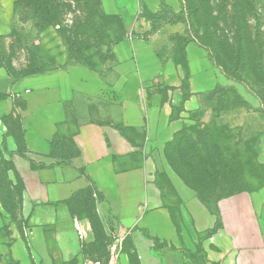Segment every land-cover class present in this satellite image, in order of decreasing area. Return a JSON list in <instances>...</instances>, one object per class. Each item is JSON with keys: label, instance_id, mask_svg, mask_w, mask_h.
Segmentation results:
<instances>
[{"label": "rangeland", "instance_id": "374dc122", "mask_svg": "<svg viewBox=\"0 0 264 264\" xmlns=\"http://www.w3.org/2000/svg\"><path fill=\"white\" fill-rule=\"evenodd\" d=\"M26 1L0 0V71L12 82L79 62V51L90 48L81 36L95 30L103 34L105 44L93 50L96 55H90L91 60H84L102 69L107 80H114L113 45L95 0ZM39 2L44 4L42 8L35 7ZM106 2L103 14L120 17L126 37H147L175 26L182 34L170 36L165 32L167 42L163 39L158 43L160 56L183 62L180 37H187L207 51L219 80L202 91L190 110L184 109L189 87L183 86L169 117L178 131L157 152V183L176 223L179 219L183 225L177 230L173 224L177 237L161 241L142 233L139 246L137 239L127 235L122 239L106 236L95 211L93 193H81L73 198L70 211L73 218L90 224L91 257L85 264L106 263L116 243L120 247L116 264H233L230 243L225 245L218 236L220 225L209 234L193 231L175 185L183 186L214 212L222 198L242 192L264 193V0H191L190 5L179 0V8L169 13L179 22L163 27L159 20L144 17L141 0ZM119 28L114 22L112 31ZM10 94H0V241L9 247L11 236L18 233L30 254L25 231L36 226L45 233L48 253H52L56 251L53 208L29 206L24 201L23 184L14 172L7 147L9 136L21 143L15 106L22 102ZM65 138L57 145L72 154L68 135ZM137 248L145 252V261ZM225 249H229L228 259L223 262L219 253ZM10 263L13 261L9 257L0 254V264ZM30 264L45 262L32 260Z\"/></svg>", "mask_w": 264, "mask_h": 264}, {"label": "crops", "instance_id": "0c3cea01", "mask_svg": "<svg viewBox=\"0 0 264 264\" xmlns=\"http://www.w3.org/2000/svg\"><path fill=\"white\" fill-rule=\"evenodd\" d=\"M100 1L102 6L108 4ZM141 1L152 14L163 3L173 11L179 8V0ZM168 28L147 37L127 36L113 45L112 81L80 64L17 82L0 71V94L11 93L22 102L15 106L21 143L7 138L14 172L29 206L53 208L56 250L48 253L41 228H27L30 254L18 233L11 236L9 247L0 241V254L9 257L10 264L32 260L85 264L91 257L90 224L73 218L68 203L87 191L96 199L95 211L106 236L127 235L139 246L142 233L161 241L177 237L157 183V152L178 131L169 117L183 86L189 87L183 103L190 110L202 91L219 79L207 51L194 43L182 47L183 62L162 58L157 48L163 39L167 42L163 34H182L175 26ZM67 135L72 154L57 145ZM175 188L193 231L207 233L218 221V236L225 245L230 243L233 264H264V193L222 198L215 215L183 186ZM228 251L219 253L223 262ZM137 252L145 261V252L139 248Z\"/></svg>", "mask_w": 264, "mask_h": 264}, {"label": "trees", "instance_id": "16d2710c", "mask_svg": "<svg viewBox=\"0 0 264 264\" xmlns=\"http://www.w3.org/2000/svg\"><path fill=\"white\" fill-rule=\"evenodd\" d=\"M29 1H31V0H27L26 2H29ZM34 1H36V0H34ZM185 2L188 5L191 4V0H185ZM95 3H97V6L99 8L98 15L101 16V20H103L102 23L105 24V26H106V29L105 30L108 31V33H109V40L112 43V45H115L116 43L120 42L121 40H123L126 37V31H125V28L123 26V22H122L121 18L118 17V16H106V15H104L103 14V11H102V4H101V1L100 0H95ZM43 6H44V4L41 3V2H39V3H37V5L35 7L42 8ZM189 8H190V6H189ZM143 12L145 14V16H144L145 18H147L149 20H151V19L159 20L161 22V24H162V25H159L160 27H163V25H166V24H175V23H178L179 22L178 20L174 19L173 17L170 18L171 15H169V13H174V11L171 8L167 7L164 3L161 4L160 11L158 13H156V14L150 13L145 7H144ZM165 20H168V21L165 22ZM89 22H90V20L87 21V23H89ZM114 22L117 23V24H119V27H120L119 30L112 31V29L114 27ZM164 22H165V24H164ZM40 24H42V23H40ZM185 38H187V37H184V36L180 37V41H181L180 43H182L183 47L186 46V45H188V44H191V43H194L195 44V42H193L192 40L185 39ZM81 40H84L85 42L88 41L86 43V45H88L90 48L89 49H86V50L79 51L78 56L80 57L81 60H79V62H75L74 64H80L82 66H85V67H87V68H89V69H91V70H93V71H95L98 74H100V75L103 76L102 69L96 68V67H94V65L92 63H89V62L86 61V60H91V56L90 55H92V54H95L96 55V53L93 52V50L95 48H100V47H103L104 46L105 42H103V34L100 33V32H98L97 30L91 31L90 33H86V34L82 35L81 36ZM177 49L179 51V47H177ZM112 57H113V54H112ZM84 59H86V60H84ZM113 60H114V58H113ZM52 71H55V70L54 69H47L45 71L39 72V73L34 74V75H26V76L22 77L21 79H23L25 77H28V76L42 75V74H45V73H48V72H52ZM19 149H20V147H19ZM87 192H91V191H87ZM82 193H85V192H82ZM79 194H81V193H78L77 195H79ZM72 200L73 199H71L69 201V203H68L69 210L71 209L70 208L71 207L70 205H71ZM199 200L201 201V203L211 213L217 215V212L216 211L214 212V211L210 210L209 207L206 206L202 202L201 199H199ZM163 201H164V199H163ZM70 214H71V211H70ZM71 216H72V214H71ZM171 217H172L173 224H175L176 221L173 218L172 213H171ZM218 225H220V222L217 221L216 227L213 230H211V231H209L207 233L209 234V233H212L213 231H215L217 229V226ZM176 226H177V230H179V227L180 226H183L182 223L179 221V219H177Z\"/></svg>", "mask_w": 264, "mask_h": 264}, {"label": "built area", "instance_id": "2783aa9c", "mask_svg": "<svg viewBox=\"0 0 264 264\" xmlns=\"http://www.w3.org/2000/svg\"><path fill=\"white\" fill-rule=\"evenodd\" d=\"M79 239H83L84 234L81 232L79 229H77ZM119 246L118 244H114L113 247L111 248L110 256L106 263H100L98 261L96 262H89L87 264H116L117 258H118V253H119Z\"/></svg>", "mask_w": 264, "mask_h": 264}]
</instances>
